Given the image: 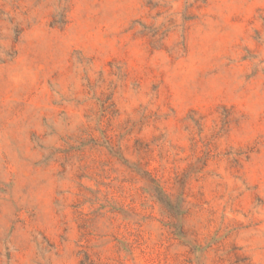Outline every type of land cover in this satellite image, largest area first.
Returning a JSON list of instances; mask_svg holds the SVG:
<instances>
[{
	"label": "rangeland",
	"instance_id": "1",
	"mask_svg": "<svg viewBox=\"0 0 264 264\" xmlns=\"http://www.w3.org/2000/svg\"><path fill=\"white\" fill-rule=\"evenodd\" d=\"M0 264H264V0H0Z\"/></svg>",
	"mask_w": 264,
	"mask_h": 264
}]
</instances>
